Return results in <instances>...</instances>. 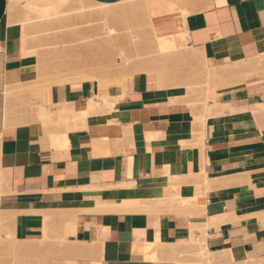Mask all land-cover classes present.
Returning a JSON list of instances; mask_svg holds the SVG:
<instances>
[{"label":"crops","instance_id":"1","mask_svg":"<svg viewBox=\"0 0 264 264\" xmlns=\"http://www.w3.org/2000/svg\"><path fill=\"white\" fill-rule=\"evenodd\" d=\"M21 1L43 7L44 0ZM9 6L10 0H0V175L8 191L0 197V223L6 210L19 240H67V249L59 247L65 258L55 250L58 258L52 254L46 264H158L133 254L132 245L181 246L194 234L207 236L210 252L230 249L238 263L264 264V114L258 112L264 109V73L227 78L214 90L215 101L226 107L208 114L205 122H198L200 127L195 121L202 105L194 107L184 85L163 88L146 74L108 89L97 80L54 85L39 103L53 109L60 122L77 120L66 132L67 141L55 144L50 134L63 129H47L33 114H18V100L6 97L8 86L36 79L37 64L19 49ZM181 15L156 16L158 33L186 31L190 44L204 52L212 67L264 53V0H205L201 11ZM108 95L116 98L114 111L89 112L91 99L102 105L100 97ZM81 112L86 113L79 119L83 124L77 123ZM197 131L205 133L204 139ZM147 200L156 201L150 210L136 206ZM71 209L88 213H78L74 221ZM69 221L76 233L66 229ZM76 247L86 252L75 251V256L71 248Z\"/></svg>","mask_w":264,"mask_h":264},{"label":"bare ground","instance_id":"2","mask_svg":"<svg viewBox=\"0 0 264 264\" xmlns=\"http://www.w3.org/2000/svg\"><path fill=\"white\" fill-rule=\"evenodd\" d=\"M18 1H20V0H15V4H10V6H9V12L12 15L15 12L16 4L19 3ZM74 1L75 0H44L43 1V7H39V9L37 10L38 13H36L32 17V19H39V18H45V17H47V18L44 20L29 21V23H27V21L29 20V16L34 14L35 10L34 9L31 10L30 8H27V5L30 6L31 4L23 5V8L26 10V14H27L24 17V22H25L24 24H27L26 27L29 29V31L27 28L26 29L29 33V36L33 37L32 38L33 40L31 39L29 41H35L34 39H39V41L41 42L42 41L41 39H44L46 36H47V38L52 39V36H50L49 32L61 30V35L55 36L56 38L58 36H60L59 40L58 39L55 40V37H54L53 39L55 41H52L51 43H48V44H50V47H51V45H57V44H58V46L59 45L60 46L63 45V46L59 50H57L58 48H56L50 52L51 59L49 61L44 56L40 57V54L38 52L39 50H34V52L29 54V56H25V54H23V56L25 58H31V56L36 58V60H37V64L35 66L36 67V79H38V80L41 78L51 79L55 83L65 84L68 82L71 83L73 80H76L80 76H82L80 81L97 80L98 84L100 85L99 87L105 88L107 86L108 79H110L113 82L114 81L117 82L118 85L122 87V84L124 83L123 81L125 78L133 79V77L136 74H146V75H149L150 78L155 79L157 84L160 87L161 86L162 87L168 86L170 88L171 85L169 84V82L171 80H173L174 78H176L177 74H176V72H174L176 76L175 75L171 76L169 74L171 72L168 73V71L170 70L169 68H167L169 66V62L167 65H163L162 70H164V72H162V70H161L162 65L161 64H166L167 61L172 59L171 57H175L176 59H180V61L184 60V61H187L188 63L190 62L192 64L195 62H198L200 65H202L203 72L205 73L208 82L212 81L214 78H215L214 80H220L221 77H225V76L228 78H231L230 76H232V77L233 76H235V77H241V76L246 77L249 74L256 73L258 70L260 71L262 68H264V66H263V64H264V53L260 54L256 58H252V59L243 61L242 63H237V64L232 63V64H226V65H223L220 67H212V66H210V63H208L204 52L201 49L195 48L190 44L188 34L186 31H184V30L178 31V32L168 34V35L167 34L166 35L165 34L160 35L158 33L157 28H156V24H155V20H154L156 18V16L168 15V14L172 13L171 12L172 10L173 11L176 10V9L175 10L173 9L174 7L175 8L177 7V10L179 7L180 8L179 11L182 14L181 17L185 18L188 14H190L192 12L193 13L196 12V10L199 7L198 0H190V2H189V0H143L142 4H140V5H142V7H141L142 13L141 14L138 13V11H140V10L138 9V11H137L136 7L132 3L133 2L132 0H124V1L119 2L117 4H104V3H99V2H93L91 0H90V2L88 1V3H87L85 0H78L79 2H84V3L78 4V5H80V7L83 6V4H85L88 6V10L91 9V7L89 8L90 5L94 6V7H96V6L101 7V9H98L97 11H95L98 7L96 9H94V7H93L92 8V10L94 9L93 12H91L92 10H90V13H89V11L87 10V6H86V10L84 12H81V15H79V16H77V13H69L71 15L74 14L71 17L68 13L66 15H60V14H64V11H61V9L65 6L69 5V4L72 5ZM89 3H93V4H89ZM78 8H76V9H78ZM74 9H73V11H74ZM82 9H80V11ZM198 10L201 11V9H198ZM87 11H88V13L86 14L85 12H87ZM75 12H79V10L78 11L75 10ZM83 13H85V14H83ZM28 14H30V15H28ZM56 15H58L59 17ZM51 16H56V17H51ZM76 16H77V18H76ZM142 17L145 20V24L143 22L144 20L142 19ZM141 21H142V25H144L146 28L141 27V23H140ZM143 28H145V29H143ZM20 29H21V27H20ZM26 29H25V31H26ZM119 31L121 33H119ZM117 32L119 34H117ZM24 33L26 34L25 36H28L27 32H24ZM22 36L25 38L24 34H22ZM100 36L102 39L100 38ZM102 36H104V37H102ZM69 37H71V38H69ZM27 39H28V37H27ZM4 41H5V39H4ZM26 41H28V40H26ZM78 41H82V42H78ZM71 42L72 43L78 42L80 44L77 43L78 45L77 44L74 45ZM69 43H71V45ZM66 44L67 45L69 44L70 47L67 46ZM143 45L144 46L146 45L145 48L146 47L148 48V49L146 48L147 49L146 50L145 48L143 49V47H142V52L144 50L147 51L146 53H144V52L143 53L148 54V55H144L142 53V55L146 56V57H143L141 55V52H139L141 50V49L139 50V47L143 46ZM162 52H164V53H162ZM160 53H161V56H160ZM87 56H89V57H87ZM156 56H158L157 57L158 62L154 61ZM163 56H165V58ZM150 57H152L153 59H151ZM167 57L169 58V60H167L164 63V61L167 59ZM85 58H89V59L91 58V59L85 60ZM117 58H120L121 62H119V60H117ZM147 58H149L151 60V61L149 60L148 63H147V60H148ZM160 58L164 61H162ZM92 61H94V62H92ZM153 61H154V64H153ZM178 62H179V60H178ZM155 63H157V64H155ZM158 67L161 71L158 69ZM81 69H84V70L81 71ZM83 73H85V74H83ZM166 73H168V74H166ZM174 73H171V74H174ZM81 74H83V75H81ZM216 78H219V79H216ZM51 85L52 84H49V86H50L49 90L52 89L53 85L52 86ZM165 87H163V88H165ZM47 95H48V93H47ZM211 96H212V94L208 89L206 92L205 103L203 104V107H201V109H203V113L201 111V113H199L198 115L196 114L197 116H196L195 122L197 124H198V122L199 123L205 122V119H208V116H207L208 114H210V115L212 113H214V115L218 114L219 108L224 109L226 107L225 104L221 105V104L217 103L215 100H214V104L210 105ZM119 97H118V99L120 100ZM193 97L195 98L194 95H193ZM100 98H101V101H103L102 105H100L98 103V101H95L93 99H91L90 101L88 100L89 105H90V107H88L89 112L95 113L96 111H100L99 114H102V113L104 114V112H105V114L109 113L108 111H106L105 108H108V109L111 108L110 110L113 109L112 111H114V107L116 106V98H112L109 95L106 97H100ZM118 99H117V102H118ZM121 99H122V97H121ZM196 100L198 101V99H196ZM52 105L53 104H51V106ZM193 105H194V107H196L195 104H193ZM103 109H104V111H103ZM52 110L50 107H48L46 105H42L38 109L37 117H38V120L39 121L41 120L44 127H46L47 129L51 128V130H53L52 128H54V127L55 128L57 127L56 128L57 130L59 128H61V130L63 129V133H60L58 131L57 133L54 132V134H50L51 136H53L55 144L57 143L60 145L61 143L62 144L65 143L64 141H67L66 140V138H67L66 132L71 128L72 125H74V123H76L77 120L74 119L72 121H65L66 126H63V127L60 125L55 126V124L52 125L54 122H59L55 118L56 115L54 114V112ZM88 110H87V112H88ZM101 111H102V113H101ZM258 112L264 114V109L259 110ZM258 112L256 111L254 113H257V115H258ZM195 113L196 112L194 111V114ZM85 114L86 113H84V112H81L80 114H78V117H77L78 120L83 118L85 116ZM21 120H23V119H21ZM47 122L50 123L51 125L46 126ZM80 122L82 123L81 120H79V122H77V123H80ZM204 124L205 123H203V125H202L203 127L205 126ZM257 124H258V122H257ZM199 125L200 124H198V126ZM202 126H201V128H202ZM6 127H8V126H6ZM194 127L195 126H193V130L196 131V128L194 129ZM46 128H44V129L46 130ZM197 129H199V128H197ZM44 131H43V133H44ZM201 131L204 132V130H201ZM198 132H200V131H197V133ZM193 133H195V132H193ZM45 134H46V132H45ZM157 134H158V132H157ZM159 134H160V132H159ZM163 134H162V136H163ZM199 134H202V133H198V136H200ZM203 134H205V133H203ZM153 135L155 137L157 136L155 134H153ZM158 136H160V135H158ZM151 137H153V136H151ZM155 137H153V139ZM202 137L204 139V135ZM53 139L51 137V140H52L51 142H53ZM153 139H150V141ZM157 139H159V137ZM161 163H163V162H161ZM200 178H202V177L200 176ZM3 179H4V175H0V180H1L0 197L2 196L3 192L5 191L4 187H3L4 184L2 182ZM178 180H177V182H178ZM204 180H206V178ZM170 181L173 182L172 179ZM194 182H196V181H194ZM202 183H203V181H202ZM192 184H195V183L192 182ZM199 184H201V182ZM179 185H180V183H179ZM2 187H3V189H2ZM8 187H9V185H8ZM176 187H178V186H176ZM9 191L13 192L11 190H9ZM5 192L7 193L8 191H5ZM5 192H4V194H5ZM91 194H93V193H91ZM104 195H107V194L104 193ZM2 197H4V196H2ZM3 201L5 202L4 199H3ZM149 201H151V200H147L146 202H144L145 204H142V203L138 204L137 203L136 206L139 208L150 210L152 208V206L154 207V205L156 204V201L154 200L155 203L153 202V204H150L152 202H149ZM147 202H148V204H147ZM162 205L166 206L168 204H162ZM156 206H155V208H156ZM179 208H181V206H179ZM185 208H187V207L182 206L183 210H185ZM197 208H198V206H197ZM197 208H196V210H197ZM204 208H207V207H204ZM90 209H92L91 213H93V208H90ZM100 209L101 208H98V211ZM132 209L135 210V208H132ZM71 210H73V209H71ZM79 210H81V209H78V211ZM82 210L83 211H79L78 213L84 212L85 209H82ZM103 210H106V209L104 208ZM137 210L139 211V209H137ZM163 210L165 211L166 209H163ZM45 211L48 212V210H45ZM60 211H62V210H60ZM66 212H68V211H66ZM73 212H76V211L73 210ZM94 212H95V210H94ZM100 212L102 213V211H100ZM25 213L27 214V212H25ZM42 213H43V211H42ZM68 213H70V212H68ZM68 213H67V215H68ZM78 213L76 212L75 213L76 215H74L72 213L74 216L71 218H73L74 221L77 220L76 218L74 219V217H76ZM85 213H88V210L87 211L85 210ZM95 213H97V212H95ZM103 213H104V211H103ZM162 213H163V211H162ZM47 214L52 215V213H50V211ZM14 215H16V214L14 213ZM11 217H13V216L11 215V213L9 211H6V210L3 211L2 217H1V223H0L1 224L0 225V249H2L1 253L4 255V257L1 259V261L4 262L3 264H19L18 262H19V260H22V258L28 259V258H30V257L32 258L34 256L36 258H40V259L39 260L36 259L38 262L35 259H33L34 261L29 259V260H31V262H35V261L37 262V263L35 262L32 264H46L47 262H50V261H46L45 258L47 259L48 256L49 257L51 256V258H52V254L53 255L55 254V250L57 251V253L60 252L59 253L60 255L58 254L60 256V258L64 257V256L62 257V252H65V251L61 250L62 251L61 252L60 248H59V247H64L63 249H65L66 244H67V240H64V239L58 240V241L56 240L57 242L56 241L53 242L51 240L52 241V243L50 242L51 244L49 242H47L48 240L47 241L44 240L45 239L44 237H42L44 239L40 240V241H22L16 237V235L13 233L12 230H10L12 232V239L11 238L9 239V237L11 236V234L9 235V233H10L9 232V229H10L9 228L10 227L9 221L10 222L13 221V220L12 221L9 220V219H12ZM71 218H69V219L71 221H73ZM71 221H69L68 224H66L67 230H71L69 228L71 225H73L75 227V224L73 223L74 221L73 222H71ZM10 224H12V223H10ZM203 224L199 223L198 225L203 226ZM73 226L71 228H73L75 231V228ZM201 229H202V227H201ZM74 231H72V232L76 233ZM65 233H69V232L66 231ZM64 235L65 234H63L62 235L63 237L61 236V238H65ZM204 235H207V234H204ZM68 236H69V234H68ZM202 237L203 236H201V237L199 236V238L201 240L195 239V234H194V238L193 237L192 238H193V242L197 241L198 244H201L199 246H202V250H203V247H205L204 251L206 249V254L203 251L205 255H203L201 253L203 255V257L205 256V260H203V261H205L204 264L205 263L206 264H222L221 262L232 263V264H242V262L238 263L239 261L235 260L234 256L229 252L230 249L227 251L223 250L221 252H219L220 250L218 252H216V251L210 252L205 245L206 239L204 240V238L207 236H204V238H202ZM99 242H100V240L98 241V244L97 243L96 244L100 245ZM193 242H192V244H193ZM69 243H71V241ZM75 243H77V242L75 241ZM101 243H102V241H101ZM183 244L185 246V243H183ZM188 245H190V244H188ZM196 245L197 244H195V246ZM179 246H180L179 243H178V246H175V245L165 246V245H157V244L156 245L150 244L149 246H147V244L135 243L132 245V252H133V254H144L147 259H151V260L152 259L163 260L162 259L163 257H169V256L172 257L173 256V258H171V260L172 259L177 260V258H178L179 259L178 262H179L181 259L176 254V252H178L180 250V249L178 251L176 250L177 247H179ZM181 246H182V244H181ZM91 247H92V245H91ZM91 247H89V245H88V248H91ZM96 247L97 246H95V250H97ZM57 248H59L58 249L59 251L57 250ZM99 248L100 247H98V250H99ZM199 248H201V247H199ZM66 249H67V247H66ZM71 249H72L71 253H73V255H75V256L79 255V254L78 255L74 254L75 251L78 253L80 252V254L86 252L85 248L83 249V248H77L76 247L75 249L74 248H71ZM194 249H196V247ZM123 250L124 249L120 250V252L124 253ZM237 250H239V249H237ZM100 252H102V251L100 250ZM181 252H179V253H181ZM91 253L92 252H90L89 254H91ZM196 253H198V252H196ZM64 254L68 258H70L69 256L73 257V255H71L70 252L67 250H66V253H64ZM182 255H181V257L187 256V258H189V255H184V256H182ZM202 255H200L201 258H202ZM0 256H2V255L0 254ZM54 256H53V258H58V257H56L57 255H54ZM190 257H192V254L190 255ZM51 258H50V260H51ZM184 258H186V257H184ZM198 258H199V256H198ZM191 259L192 258H190V260ZM166 260H169V258H167ZM183 261H186V260L183 259ZM199 261H201V259H199Z\"/></svg>","mask_w":264,"mask_h":264},{"label":"rangeland","instance_id":"3","mask_svg":"<svg viewBox=\"0 0 264 264\" xmlns=\"http://www.w3.org/2000/svg\"><path fill=\"white\" fill-rule=\"evenodd\" d=\"M87 3H88V1L90 2V0H85ZM133 2V4H134V6L136 7V9H137V11H138V9L140 10V11H138V13L139 14H141L142 12V5H140V4H142V1L143 0H132ZM19 3L18 4H16V6H15V12H14V14L12 15L10 12H9V25H10V27H15V28H18V29H16L15 30V32L13 33V35H18L19 37H20V42H19V44H18V46H19V49L21 50V52H22V54H25V56H29V54H31L32 52H34V50H39L38 52H39V54H40V57L41 56H44L45 58H47L48 59V61L51 59V55H50V52L52 51V50H54V49H56V48H58L57 50H59L63 45H59L58 46V44L57 45H51V47H50V44H48V43H51L52 41H55V40H59V37L60 36H58L57 38L55 37V36H57V35H61V30H57V31H51V32H49L50 33V36H52V39H50V38H47V36L44 38V39H41L42 41L40 42L39 41V39H34L35 41H29V40H31L33 37H31V36H29V33H28V31H29V29L26 27V25L27 24H24L25 22H24V17L27 15L26 14V10L23 8V5H25L21 0L20 1H18ZM94 2V1H93ZM189 2H190V0H189ZM204 2H205V0H198V4H199V7H198V9H202L203 8V4H204ZM80 3H84V2H79L78 0H75L74 2H73V4L72 5H67V6H65V7H63L62 9H61V11H64V14H60V15H66L67 13L69 14V13H77V16H79V15H81V12H84L85 10H86V6L87 5H85V4H83V6H81L80 7V5H78V4H80ZM10 4H15V0H10ZM89 4H93V3H89ZM85 5V6H84ZM20 6V7H19ZM73 6V7H72ZM76 6V7H75ZM79 8H78V7ZM70 7V8H69ZM72 7V8H71ZM91 7V9L90 10H92V8L94 7V6H89V8ZM98 6H96V7H94V9H96ZM27 8H30L31 10L32 9H34L35 11H34V14H32L31 16H29V20L27 21V23H29V21H37V20H44V19H46L47 17H45V18H39V19H32V17L36 14V13H38L37 12V10L39 9V6H37V5H34V4H32V5H30V6H28L27 5ZM68 8V9H67ZM75 8V9H74ZM76 8H78V9H76ZM83 8V9H82ZM73 9H74V11H73ZM80 9H82L81 11H80ZM93 9V10H94ZM98 9H101V7H98L95 11H97ZM176 12H180L179 11V7H178V10H177V7L175 8H173ZM198 9L196 10V11H198ZM75 10L76 11H78L79 10V12H75ZM87 10H88V6H87ZM90 10H88L89 11V13H90ZM93 10L91 11V12H93ZM71 11V12H70ZM88 11L87 12H85L86 14L88 13ZM175 11H171L172 13H175ZM63 13V12H62ZM79 13V14H78ZM85 13H83V14H85ZM23 15V16H22ZM28 15H30V14H28ZM70 15V17L72 16V15H74V14H69ZM56 16H58V15H56ZM56 16H51V17H56ZM77 16H76V18H77ZM59 17V16H58ZM23 19V20H22ZM141 19V18H140ZM142 19L144 20V18L142 17ZM142 20V21H143ZM142 21L140 22L141 23V27H145L144 25H142ZM144 22V24H145V20L143 21ZM25 26V27H24ZM20 27H21V29H20ZM28 29V31H27V29ZM146 28V27H145ZM145 28H143V29H145ZM20 29V30H19ZM25 29H26V31H25ZM23 32V33H22ZM24 32H27L28 33V36H25L26 34L24 33ZM54 33V34H53ZM119 33H121L120 31H119ZM118 32H117V34H119ZM145 33V32H144ZM22 34H24V36H25V38L22 36ZM27 37H28V39H27ZM55 37V40L53 39ZM102 37H104V36H102ZM68 38V37H67ZM66 38V39H67ZM69 38H71V37H69ZM99 38V37H98ZM100 38H101V36H100ZM47 39V40H46ZM50 39V40H49ZM102 39V38H101ZM145 39V38H144ZM26 40H28V41H26ZM33 40V39H32ZM49 40V41H48ZM39 41V42H38ZM78 42H82V41H78ZM78 42H74V43H72V44H74V45H76ZM85 42V41H84ZM35 43V44H34ZM71 43H69L70 45H71ZM47 44V45H46ZM67 45V46H69L70 47V45ZM78 44H80V43H78ZM77 44V45H78ZM65 46V45H64ZM146 46V45H145ZM145 46L143 45V46H140L139 47V52H141V55H142V53L144 52V53H146L147 51H143L142 52V47H143V49L145 48ZM48 47V48H47ZM50 47V48H49ZM147 48V47H146ZM145 48V49H146ZM148 49V48H147ZM146 49V50H147ZM149 51V50H148ZM47 52V53H46ZM143 53V54H144ZM162 53H164V52H162ZM42 54V55H41ZM157 54V53H156ZM155 54V55H156ZM144 55H148V54H144ZM164 55V54H163ZM143 56V55H142ZM160 56H161V53H160ZM87 57H89V56H87ZM143 57H146V56H143ZM157 57L158 56H156L155 57V62L157 61L158 62V59H157ZM164 58H165V56H163ZM151 59H153L152 57H150ZM163 58V59H164ZM172 59H170L169 60V58L167 57V59L164 61V60H162L161 58V60L162 61H164V63L167 61V60H169V61H167L166 62V64H161L162 65V68H161V70L163 69V65H167L168 64V62H169V66L167 67V68H169L170 70L168 71V73L169 72H171V73H174V72H176V74H177V76L175 75V73L174 74H171V73H169L171 76L172 75H175L176 76V78H174L173 80H171L170 82H169V84L171 85V86H176V85H184L186 88H187V91H188V96L190 97V96H192L193 97V95L195 96V98H193V100H192V104H195L196 106H199V105H202V107H203V104L205 103V98H206V92H207V90L209 89V91L211 92V94H212V96H211V99L212 100H215V97H216V93H215V89L219 86V85H221V84H223V83H226V82H229L230 81V79L231 78H244V77H235V76H230L231 78L230 79H227L228 77H221V79L220 80H212V81H210V82H208V80H207V77H206V75H205V73L203 72V69H202V65H200L198 62H195V63H188L187 61H184V60H182V61H180V59H176L175 57H171ZM86 59H88V60H90L89 58H85V60ZM148 60H147V63H148V61L150 60L149 58H147ZM117 60H119V62H121V59L120 58H117ZM144 60V59H143ZM160 60V61H161ZM178 60H179V62H178ZM145 61V60H144ZM151 61V60H150ZM154 61H153V64H154ZM92 62H94V61H92ZM151 63V62H150ZM155 64H157V63H155ZM58 65V64H57ZM156 66V65H155ZM263 66H264V64H263ZM98 67V66H97ZM85 69V68H84ZM84 69H81V71L82 70H84ZM158 69H159V67H158ZM166 69V68H165ZM263 69V70H262ZM259 72L257 71L256 73H264V68H262ZM160 70V69H159ZM160 70V71H161ZM162 72H164V70H162ZM168 73H166V74H168ZM83 74H85V73H83ZM83 74H81V75H83ZM165 74V73H164ZM254 74V73H253ZM81 77L82 76H80L78 79H76V80H73L72 82H75V81H80L81 80ZM216 79H219V78H216ZM49 81V82H48ZM49 84H52L53 86L54 85H58V83H55V82H53V80H51V79H44V78H41V79H35V80H33V81H30V82H26V83H23V82H18L17 84H15V85H10V86H8L7 87V89H6V97H7V99L9 100V99H12V98H15L16 100H18L17 101V107H16V109H17V112H18V114H21V115H24L25 113H31V114H33V120H38V117H37V112H38V109L42 106V105H45V104H40L39 102H41L42 100H43V94H45L46 96H48L49 94H50V92L49 91H51V90H49V88H50V86H49ZM51 85V86H52ZM113 85H118V83L117 82H113V81H111L110 79H108V82H107V86L105 87L106 89H108L110 86H113ZM52 86V87H53ZM47 93H48V95H47ZM196 99H198V101L196 100ZM210 99V100H211ZM221 105H223V104H221ZM47 106V105H46ZM49 107V106H48ZM39 121V120H38ZM40 122H41V120H40ZM42 123V122H41ZM43 124V123H42ZM55 124V126H66V124H65V122H54L52 125H54ZM48 125H51L50 123H46V126H48ZM1 175H3V174H1ZM3 184L6 182V178H5V176H4V179H3ZM175 200H173V201H171L170 203L171 204H175ZM3 213V212H2ZM2 217V216H1ZM9 220H11V219H9ZM11 222L9 221V226L11 225L10 224ZM10 228V227H9ZM11 230V228L9 229V235L11 234V236L9 237V239L11 238L12 239V232L10 231ZM195 239H199V240H201L200 238H195ZM46 240V239H45ZM192 242H193V238H192V240L190 241V243H187V244H185V246L184 245H182V246H179V247H177V251L180 249H182L181 251L179 250L178 252H176V254L178 255V257H180V261L178 262V258H177V260L176 259H172L171 260V258H173V256L172 257H163L162 259L163 260H161V259H157L156 261L158 262V264H204V262L205 261H203V260H205V256L203 257V255H205L206 254V249H205V251H204V248L205 247H203V250H202V246H199V245H201V244H198V242L197 241H195V242H193V244H192ZM203 242V241H202ZM188 244H190V245H188ZM192 244V245H191ZM195 244H197L196 246H195ZM191 246V247H190ZM188 249H187V248ZM196 247V249H194ZM199 247H201V248H199ZM187 249V250H186ZM1 250L2 249H0V254L2 255V256H0V264H3L4 262L3 261H1V259L4 257V255L1 253ZM184 250V251H183ZM202 251V252H201ZM205 252V254H204V252ZM179 252H181V253H179ZM196 252H198V253H196ZM185 253V254H184ZM195 253V254H194ZM203 255H202V254ZM182 256H184V255H189V258H187V256H184V257H186V258H184V257H181V255ZM192 254V257H190V255ZM176 255V256H177ZM180 255V256H179ZM194 255V256H193ZM197 255V256H196ZM200 255H202V258H201V256ZM198 256H199V258H198ZM195 257V258H194ZM47 258H49V256L47 257ZM167 258H169V260H166ZM184 260H186V261H183V259ZM190 258H192L191 260H190ZM25 259V258H24ZM23 258H22V260H19V264H32V263H35L37 260L36 259H40V258H36L35 256L34 257H30V258H26L25 260H24ZM29 259H31L32 261H34L33 259H35L36 261L35 262H31V260H29ZM199 259H201V261H199ZM45 260H46V258H45ZM151 260V259H150ZM152 260H155V259H152ZM25 261V262H24ZM38 262V261H37ZM36 262V263H37ZM178 262V263H177ZM222 264L224 263V264H232V263H225V262H221ZM206 264V263H205Z\"/></svg>","mask_w":264,"mask_h":264}]
</instances>
